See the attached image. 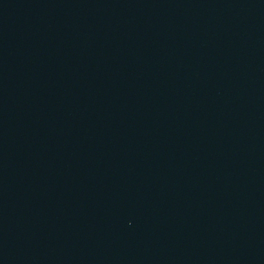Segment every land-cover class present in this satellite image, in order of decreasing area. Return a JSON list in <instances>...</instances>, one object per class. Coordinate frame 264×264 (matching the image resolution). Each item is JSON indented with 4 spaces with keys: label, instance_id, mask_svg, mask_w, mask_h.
I'll use <instances>...</instances> for the list:
<instances>
[{
    "label": "water",
    "instance_id": "1",
    "mask_svg": "<svg viewBox=\"0 0 264 264\" xmlns=\"http://www.w3.org/2000/svg\"><path fill=\"white\" fill-rule=\"evenodd\" d=\"M0 264H264V0H0Z\"/></svg>",
    "mask_w": 264,
    "mask_h": 264
}]
</instances>
